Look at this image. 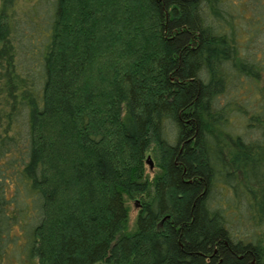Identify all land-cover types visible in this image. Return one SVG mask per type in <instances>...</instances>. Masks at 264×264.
Here are the masks:
<instances>
[{
    "label": "trees",
    "instance_id": "16d2710c",
    "mask_svg": "<svg viewBox=\"0 0 264 264\" xmlns=\"http://www.w3.org/2000/svg\"><path fill=\"white\" fill-rule=\"evenodd\" d=\"M0 264H264V0H0Z\"/></svg>",
    "mask_w": 264,
    "mask_h": 264
},
{
    "label": "rangeland",
    "instance_id": "374dc122",
    "mask_svg": "<svg viewBox=\"0 0 264 264\" xmlns=\"http://www.w3.org/2000/svg\"><path fill=\"white\" fill-rule=\"evenodd\" d=\"M251 91L252 89H248V86L245 87H231L228 89L227 94H226V99H239V97H241L244 94H246L248 92V95H245V98L243 99V102H247L249 101V99H251ZM221 101H223V99H221ZM231 115H235V114H231ZM236 116H230L228 121H229V128H231L233 131L235 132H241L244 128V121L243 119L236 113ZM156 169V166L150 167L146 164V171L148 172V174H152ZM128 205H129V225L130 227L133 225V220L135 218L137 209H138V205L137 203L130 199L127 201ZM239 225V228L241 230L244 229V226L246 227V225H242L239 222H237Z\"/></svg>",
    "mask_w": 264,
    "mask_h": 264
},
{
    "label": "water",
    "instance_id": "95a60500",
    "mask_svg": "<svg viewBox=\"0 0 264 264\" xmlns=\"http://www.w3.org/2000/svg\"><path fill=\"white\" fill-rule=\"evenodd\" d=\"M146 159H147V161H148V163H149V164H151V163H152V161H151V159L149 158V156H147V158H146Z\"/></svg>",
    "mask_w": 264,
    "mask_h": 264
}]
</instances>
